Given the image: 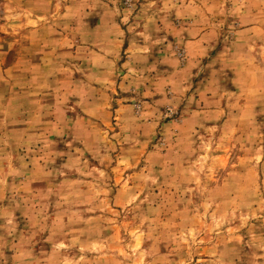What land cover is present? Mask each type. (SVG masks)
Here are the masks:
<instances>
[{
    "label": "rangeland",
    "instance_id": "374dc122",
    "mask_svg": "<svg viewBox=\"0 0 264 264\" xmlns=\"http://www.w3.org/2000/svg\"><path fill=\"white\" fill-rule=\"evenodd\" d=\"M0 264H264V0H0Z\"/></svg>",
    "mask_w": 264,
    "mask_h": 264
}]
</instances>
